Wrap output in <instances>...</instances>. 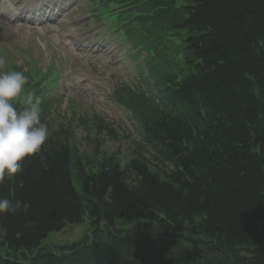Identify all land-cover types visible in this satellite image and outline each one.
Returning <instances> with one entry per match:
<instances>
[{
	"label": "trees",
	"instance_id": "obj_1",
	"mask_svg": "<svg viewBox=\"0 0 264 264\" xmlns=\"http://www.w3.org/2000/svg\"><path fill=\"white\" fill-rule=\"evenodd\" d=\"M176 1L138 0L134 13L143 15L124 19L160 103L125 87L119 96L133 108L142 145L161 141L173 168L138 148L122 169L115 154L99 159L98 145L83 158L72 122L55 124L41 103L46 144L0 184V199L31 205L0 214V264H20L8 258L83 221L106 229L69 256L42 250L22 264H264V0ZM25 94L36 96L29 86ZM122 218L151 228L120 233Z\"/></svg>",
	"mask_w": 264,
	"mask_h": 264
},
{
	"label": "rangeland",
	"instance_id": "obj_2",
	"mask_svg": "<svg viewBox=\"0 0 264 264\" xmlns=\"http://www.w3.org/2000/svg\"><path fill=\"white\" fill-rule=\"evenodd\" d=\"M61 12L64 19L70 22L72 30L79 39L83 38L82 33L101 35L100 37H103L106 33L104 29L107 28L105 26L108 24L102 25V23L96 21L87 0H74L70 5L64 7ZM17 30L11 25H1L0 27V59L4 60V63L0 64V71H6L7 68L12 67L22 69L21 72L23 73L34 69H44L51 62L56 52L59 55L64 54L63 44L66 42V37L62 25L55 26L52 32L45 27H30ZM35 36L38 40L43 41L44 49L39 45ZM46 45L49 46L47 47ZM27 51L30 52L27 53ZM29 59L32 60L30 65L28 63ZM57 70L60 74L58 87L56 88L49 82V91L46 92L48 96L43 100L54 101L52 106L53 114L55 117H59L60 121L61 118L66 120L70 117L73 118L72 125L75 127L73 141L78 147V153L83 158L90 156L94 149V143L91 142V139H98V145H100L98 157H108L116 152L118 160L122 163L125 162L132 152V141L137 140L135 127L132 126L131 122L127 121L125 113L114 107L104 97L87 99V96L85 97L82 93H79L78 91H81L79 90L80 88L76 87L77 85H75L74 81L70 80L68 72H66L67 70L64 69L62 63L58 62ZM81 70L84 75L91 79L96 78L97 74H99L97 67L94 65H85V69ZM108 73L110 72L106 71L104 73V79H107V75L110 78L109 82L105 81L108 82L106 84L111 82V78L113 81L117 78L119 80L127 78V82L130 83L137 77L133 63H130V66H124L121 75L120 73ZM102 84L103 82H101ZM84 115L89 116V118H94V115L103 117L106 122L112 123V128L116 130L119 138L116 140L109 139L106 131L97 133L96 130H93L92 133L87 134L82 126L77 127V119ZM119 220L123 221L125 219ZM118 224L123 225L121 223ZM137 226L138 224H134L133 227L137 228ZM123 228L118 226L119 230L124 231ZM92 229V226L87 221L80 224H66L57 232H49L47 238L40 246L45 248L54 247V250L58 252L62 247L79 243L80 240L91 234L90 231Z\"/></svg>",
	"mask_w": 264,
	"mask_h": 264
},
{
	"label": "clouds",
	"instance_id": "obj_3",
	"mask_svg": "<svg viewBox=\"0 0 264 264\" xmlns=\"http://www.w3.org/2000/svg\"><path fill=\"white\" fill-rule=\"evenodd\" d=\"M3 63L0 59V64ZM27 82L23 72L0 71V184L22 173L24 160L40 154L49 138L48 127L40 119L39 97L29 95L22 109L14 106ZM30 206L20 200L13 203L2 198L0 214L14 215L21 209L26 212Z\"/></svg>",
	"mask_w": 264,
	"mask_h": 264
},
{
	"label": "bare ground",
	"instance_id": "obj_4",
	"mask_svg": "<svg viewBox=\"0 0 264 264\" xmlns=\"http://www.w3.org/2000/svg\"><path fill=\"white\" fill-rule=\"evenodd\" d=\"M15 2H17V0H11V2H10V4L11 3H15ZM22 9H23V11H25V8L24 7H22ZM28 14H32V13H28ZM35 15H37V16H42L40 13H35ZM23 19V18H22ZM44 19H47V18H41V19H39V20H44ZM21 20V19H20Z\"/></svg>",
	"mask_w": 264,
	"mask_h": 264
}]
</instances>
